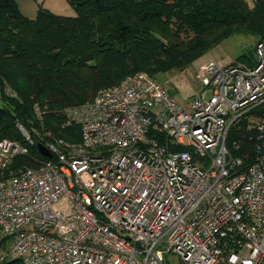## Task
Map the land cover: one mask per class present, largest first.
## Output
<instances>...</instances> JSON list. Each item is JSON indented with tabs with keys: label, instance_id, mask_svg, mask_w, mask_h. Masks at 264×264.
<instances>
[{
	"label": "built area",
	"instance_id": "obj_1",
	"mask_svg": "<svg viewBox=\"0 0 264 264\" xmlns=\"http://www.w3.org/2000/svg\"><path fill=\"white\" fill-rule=\"evenodd\" d=\"M197 80L188 107L141 72L66 109L82 141L40 142L52 160L0 182V264H264V137L253 161L226 145L264 107V41L255 65L208 61ZM18 127L1 169L35 143Z\"/></svg>",
	"mask_w": 264,
	"mask_h": 264
},
{
	"label": "trees",
	"instance_id": "obj_2",
	"mask_svg": "<svg viewBox=\"0 0 264 264\" xmlns=\"http://www.w3.org/2000/svg\"><path fill=\"white\" fill-rule=\"evenodd\" d=\"M68 2L75 17L40 9L28 19L16 0H0V141L24 144L22 125L35 142L27 155L0 168V182L10 169L17 173L38 167L39 160H52L37 143L79 144L81 127L69 123L65 110L92 101L100 90L141 72L157 81L183 72L234 35L264 41V0ZM255 56L256 48L239 61L250 67ZM259 117L253 110L230 129L226 145L234 155L256 158Z\"/></svg>",
	"mask_w": 264,
	"mask_h": 264
},
{
	"label": "rangeland",
	"instance_id": "obj_3",
	"mask_svg": "<svg viewBox=\"0 0 264 264\" xmlns=\"http://www.w3.org/2000/svg\"><path fill=\"white\" fill-rule=\"evenodd\" d=\"M16 2L21 13L28 19H35L40 9L47 10L56 15L69 17H75L77 14L68 0H16ZM258 43L259 39L253 36L234 35L197 59L189 69L183 72L162 76L158 81L170 92L178 103L184 105V107H188L192 96L195 95L201 87L197 80V73L201 65L208 61H216L222 66H249L239 61V58L241 55L249 53L251 49L256 48ZM257 122H259V120H257ZM233 128L234 127L231 129ZM18 129L21 136L24 137L19 127ZM257 136L264 137V132L258 130ZM247 158H249L248 154L244 156V159ZM15 171L16 170L10 169L8 176L2 179L1 182L10 179L16 174ZM170 261L171 264H179L177 257H171Z\"/></svg>",
	"mask_w": 264,
	"mask_h": 264
},
{
	"label": "water",
	"instance_id": "obj_4",
	"mask_svg": "<svg viewBox=\"0 0 264 264\" xmlns=\"http://www.w3.org/2000/svg\"><path fill=\"white\" fill-rule=\"evenodd\" d=\"M258 115L264 118V107L258 110ZM37 148L43 156L52 157V154L47 150V148L43 144L38 143Z\"/></svg>",
	"mask_w": 264,
	"mask_h": 264
}]
</instances>
